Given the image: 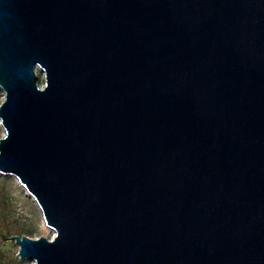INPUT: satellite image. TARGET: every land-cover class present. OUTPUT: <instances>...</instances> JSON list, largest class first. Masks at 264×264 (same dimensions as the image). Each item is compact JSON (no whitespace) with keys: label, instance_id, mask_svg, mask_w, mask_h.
<instances>
[{"label":"water","instance_id":"obj_1","mask_svg":"<svg viewBox=\"0 0 264 264\" xmlns=\"http://www.w3.org/2000/svg\"><path fill=\"white\" fill-rule=\"evenodd\" d=\"M0 88L20 259L264 264V0H0Z\"/></svg>","mask_w":264,"mask_h":264},{"label":"rangeland","instance_id":"obj_2","mask_svg":"<svg viewBox=\"0 0 264 264\" xmlns=\"http://www.w3.org/2000/svg\"><path fill=\"white\" fill-rule=\"evenodd\" d=\"M38 86L44 83L43 73L36 70ZM4 93L0 88V103ZM4 130L0 124V137ZM25 234L31 238L40 236L51 239L54 231L43 221L42 213L33 198L11 175L0 173V264H34L17 256L18 245L11 237Z\"/></svg>","mask_w":264,"mask_h":264},{"label":"bare ground","instance_id":"obj_3","mask_svg":"<svg viewBox=\"0 0 264 264\" xmlns=\"http://www.w3.org/2000/svg\"><path fill=\"white\" fill-rule=\"evenodd\" d=\"M25 191H26V190H25ZM26 193H27V191H26ZM27 195L30 196V197L32 198V196H31L30 194L27 193ZM34 201H35V200H34Z\"/></svg>","mask_w":264,"mask_h":264}]
</instances>
